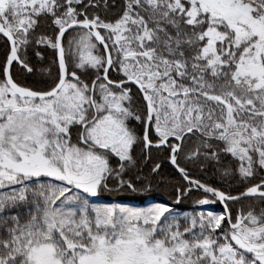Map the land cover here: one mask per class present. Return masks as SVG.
Instances as JSON below:
<instances>
[{"label": "snow or ice", "instance_id": "6c2138e0", "mask_svg": "<svg viewBox=\"0 0 264 264\" xmlns=\"http://www.w3.org/2000/svg\"><path fill=\"white\" fill-rule=\"evenodd\" d=\"M0 264H264V0H0Z\"/></svg>", "mask_w": 264, "mask_h": 264}, {"label": "rangeland", "instance_id": "374dc122", "mask_svg": "<svg viewBox=\"0 0 264 264\" xmlns=\"http://www.w3.org/2000/svg\"><path fill=\"white\" fill-rule=\"evenodd\" d=\"M125 199L131 200V197H126ZM135 203H137V202H135ZM192 207L193 206L189 204L188 206L185 207V209L191 210ZM206 207H208V206H206ZM211 208L214 209V210H216V211H219L220 210V206L219 205L211 206Z\"/></svg>", "mask_w": 264, "mask_h": 264}, {"label": "trees", "instance_id": "16d2710c", "mask_svg": "<svg viewBox=\"0 0 264 264\" xmlns=\"http://www.w3.org/2000/svg\"><path fill=\"white\" fill-rule=\"evenodd\" d=\"M131 200H132L133 202L140 203L141 201L144 200V198H143V197H131ZM186 206H188V205H185V207H186Z\"/></svg>", "mask_w": 264, "mask_h": 264}, {"label": "flooded vegetation", "instance_id": "af4514ba", "mask_svg": "<svg viewBox=\"0 0 264 264\" xmlns=\"http://www.w3.org/2000/svg\"><path fill=\"white\" fill-rule=\"evenodd\" d=\"M143 198H144V200L148 199V197H143Z\"/></svg>", "mask_w": 264, "mask_h": 264}]
</instances>
